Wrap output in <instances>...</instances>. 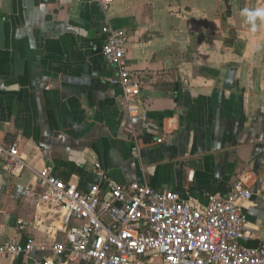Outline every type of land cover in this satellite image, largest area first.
Wrapping results in <instances>:
<instances>
[{
	"label": "crops",
	"instance_id": "0c3cea01",
	"mask_svg": "<svg viewBox=\"0 0 264 264\" xmlns=\"http://www.w3.org/2000/svg\"><path fill=\"white\" fill-rule=\"evenodd\" d=\"M111 29L124 33L143 86L139 116L122 109L117 69L102 55ZM0 143L83 193L105 185L96 164L122 186L169 189L203 206L244 180L254 199L242 243L259 248L264 0H113L107 10L82 0H0ZM43 195L30 172L13 177L0 161V245L45 247L0 254V264L62 260L52 246L66 243L65 229Z\"/></svg>",
	"mask_w": 264,
	"mask_h": 264
},
{
	"label": "built area",
	"instance_id": "2783aa9c",
	"mask_svg": "<svg viewBox=\"0 0 264 264\" xmlns=\"http://www.w3.org/2000/svg\"><path fill=\"white\" fill-rule=\"evenodd\" d=\"M82 1L107 10L113 0ZM106 32L102 55L117 69L112 83L122 88L121 107L129 116H139L136 101L143 86L128 65L126 37L119 30ZM0 161L13 177L24 171L33 175L35 186L44 191L42 200L55 207L65 229L66 243L52 246L54 256L62 260L48 258L44 264H154L156 260L160 264H264V242L259 248L242 243L245 205L254 199L244 180L224 196L209 195L203 206L169 189L138 183L122 186L107 179L99 164L95 171L105 185L83 193L76 183L58 178L48 166L34 169L17 145L0 143ZM32 192L28 187L24 194ZM36 250L45 247L32 239L26 245L11 240L0 245V254L10 257Z\"/></svg>",
	"mask_w": 264,
	"mask_h": 264
}]
</instances>
